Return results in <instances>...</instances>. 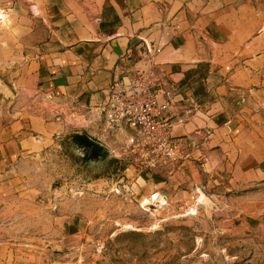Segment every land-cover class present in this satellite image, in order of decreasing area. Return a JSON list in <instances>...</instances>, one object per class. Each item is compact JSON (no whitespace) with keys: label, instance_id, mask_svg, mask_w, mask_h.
I'll list each match as a JSON object with an SVG mask.
<instances>
[{"label":"crops","instance_id":"0c3cea01","mask_svg":"<svg viewBox=\"0 0 264 264\" xmlns=\"http://www.w3.org/2000/svg\"><path fill=\"white\" fill-rule=\"evenodd\" d=\"M19 4L26 12L34 9L39 17L32 18L45 26L30 34L32 42L23 48L24 61L11 83L25 88L23 95L46 96L51 108L25 103L5 132L9 139L0 140L6 159L42 150L50 135L63 132L64 119L74 123L75 114L83 128L72 133L113 153L123 138L107 130L97 107L114 78L145 68L148 52L158 49L153 61L174 96L165 115L189 159L140 175L147 194L142 202L193 214L204 200L219 199L220 184L264 187V0ZM243 195L230 204L234 224L264 222V193Z\"/></svg>","mask_w":264,"mask_h":264},{"label":"rangeland","instance_id":"374dc122","mask_svg":"<svg viewBox=\"0 0 264 264\" xmlns=\"http://www.w3.org/2000/svg\"><path fill=\"white\" fill-rule=\"evenodd\" d=\"M20 1L0 0L2 143L25 103L51 108L46 96L23 95L25 88L11 83L30 34L45 26ZM75 117L74 123L64 119L63 132L50 135L42 150L8 159L0 152V264H264L262 218L250 226L234 224L230 209L243 193H264V187L220 184L219 199L204 200L193 214L145 204L138 179L148 169L120 153L123 142L111 158L89 159L69 138L83 128Z\"/></svg>","mask_w":264,"mask_h":264},{"label":"built area","instance_id":"2783aa9c","mask_svg":"<svg viewBox=\"0 0 264 264\" xmlns=\"http://www.w3.org/2000/svg\"><path fill=\"white\" fill-rule=\"evenodd\" d=\"M156 52H148L145 68L114 78L97 107L108 129L124 134L120 153L148 170L189 159L184 142L172 135L165 115L174 96L153 61Z\"/></svg>","mask_w":264,"mask_h":264},{"label":"water","instance_id":"95a60500","mask_svg":"<svg viewBox=\"0 0 264 264\" xmlns=\"http://www.w3.org/2000/svg\"><path fill=\"white\" fill-rule=\"evenodd\" d=\"M69 138L73 143L78 144L84 152L88 153V158L96 159L98 161H105L112 157V154L104 146L92 141L86 135L81 133H72Z\"/></svg>","mask_w":264,"mask_h":264}]
</instances>
